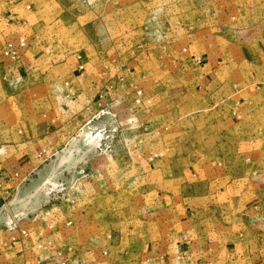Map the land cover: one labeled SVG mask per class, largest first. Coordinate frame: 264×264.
<instances>
[{
	"label": "rangeland",
	"instance_id": "374dc122",
	"mask_svg": "<svg viewBox=\"0 0 264 264\" xmlns=\"http://www.w3.org/2000/svg\"><path fill=\"white\" fill-rule=\"evenodd\" d=\"M8 4L0 0L1 33H6L2 16ZM50 11L53 18L44 16V25L23 33L27 43L44 47L34 52L32 77L66 79L65 66H57L60 49L87 47L90 63L84 76L124 78L108 108L115 119L92 121L118 134L112 152L104 155L80 142L65 153L66 185L79 169L88 175L76 177L78 214L114 229L122 248L137 234L144 236L143 243L153 241L154 223H159L153 214L154 179L137 172L148 168L145 158L152 152L163 153L167 163L174 159L178 166H200L223 182L252 176V182L264 186V0H60ZM187 53L200 58V64L190 57L182 63ZM42 83L36 79L24 86ZM134 87L143 90L149 106L132 107ZM89 118H82L70 137L84 131ZM86 230V237L99 231L94 225Z\"/></svg>",
	"mask_w": 264,
	"mask_h": 264
},
{
	"label": "crops",
	"instance_id": "0c3cea01",
	"mask_svg": "<svg viewBox=\"0 0 264 264\" xmlns=\"http://www.w3.org/2000/svg\"><path fill=\"white\" fill-rule=\"evenodd\" d=\"M8 1L10 4L2 16L6 21L1 19L6 33L0 32V52L9 37H25L24 30H36L44 25L40 18H53L61 9L50 11L60 0ZM33 41H28V49L16 62H9L0 55V205L10 204L11 212L28 218L37 214L42 206L46 198L45 184H68L63 177L68 161L65 153L75 151L79 144L70 135L82 118L89 116L90 103L97 85L102 82L77 71L79 64H83L85 70L90 63L85 52L87 47L75 52L59 48L57 66H65L66 79L60 81L63 76L32 77L34 52L44 48L35 47ZM183 49L185 53L187 49ZM179 50L177 44L174 52ZM185 57L191 59L192 55L181 56L182 63ZM183 77L187 81H207L205 76ZM36 79L43 83L25 88L24 83ZM64 83H68L73 95H69ZM12 97L21 100L10 101ZM23 98L29 99V105ZM196 167L199 169L178 166L174 159L168 163L161 159L137 171L141 177H153L157 194L153 214L159 215V223H154L157 231L150 243H143L144 236L137 234L128 248L120 247V234L114 229L113 232L101 228L90 218L85 219V213L78 214L77 203L66 210L72 226L56 224L54 238L81 246V251L85 252L83 257L97 264H264V186L258 187L252 182L255 180L252 176L223 182L218 179L220 176L209 175L200 166ZM76 177V174L71 175L75 182L69 186L75 185L73 192L78 193L81 186L77 185ZM247 183L250 189L245 191ZM5 221L0 211V264H48L49 252L38 247L41 244L34 235L13 242L4 229ZM24 224L27 226L29 222L23 221L21 225ZM93 225L99 231L86 237V228ZM34 227L45 229L46 225L40 224L39 219ZM162 232L167 233L162 235ZM108 233L110 241L104 238ZM45 234L46 240L49 236ZM103 248L109 251L107 262H100L98 257Z\"/></svg>",
	"mask_w": 264,
	"mask_h": 264
},
{
	"label": "built area",
	"instance_id": "2783aa9c",
	"mask_svg": "<svg viewBox=\"0 0 264 264\" xmlns=\"http://www.w3.org/2000/svg\"><path fill=\"white\" fill-rule=\"evenodd\" d=\"M27 46L28 44L25 37L19 36L15 39H9L4 43L0 55L13 63L27 50ZM78 60H80V57H78ZM191 60L196 64H200L201 62L200 58H195L194 56L191 57ZM77 71L83 73L84 65L79 64L77 66ZM104 78H106V80H104ZM97 79V81L102 82L99 84L100 86L97 85V92L90 103L91 109H89V115L91 118L84 122L85 130L82 131L83 128L80 129L78 133L75 134V138L78 143L82 142L91 149H96L104 155H109L112 152L114 137H118V134L115 136L110 134L106 127L98 129L92 125V121L99 120L105 116H110L115 119L114 113H111L108 108L112 99L114 97L117 99L116 89L124 78L119 76L114 81L113 77L97 76ZM64 87L68 89L69 95H73L68 83H64ZM149 104L150 101L145 98L143 90L134 87L131 94L132 107L136 109L144 108L149 106ZM116 128L118 129V126H116ZM162 158L163 153L152 152L147 155L145 161L147 165H150ZM75 174L80 178H86L88 176L84 169H79ZM74 186L75 185H66L64 182H60L59 184H45L44 194L46 198L42 202V206L38 209L37 214L31 215L29 218L28 216L25 217V215L17 216L11 212L10 204H1L0 211L6 217L4 229L9 234L10 240L14 242L19 239L28 238L31 234L34 235L38 243L41 244L38 245V247H43L46 252H49L48 264H97L94 260L83 257L85 252L81 251V246L71 242H65L59 238H54L56 234V224H62L64 227L72 226V222L67 218L66 210L77 203V193L73 192ZM39 219L40 224L42 222L46 225L45 229L34 227L35 221ZM23 221L29 222V225H21ZM45 233H48L49 236L46 240ZM104 238L106 241H110V233L105 234ZM183 241L187 244L189 243L187 238H183ZM108 257L109 251L106 248L99 251V260L101 258L100 262H107Z\"/></svg>",
	"mask_w": 264,
	"mask_h": 264
}]
</instances>
